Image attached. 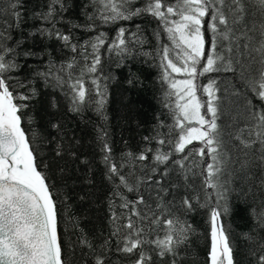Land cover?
Returning <instances> with one entry per match:
<instances>
[{
  "label": "snow or ice",
  "instance_id": "snow-or-ice-1",
  "mask_svg": "<svg viewBox=\"0 0 264 264\" xmlns=\"http://www.w3.org/2000/svg\"><path fill=\"white\" fill-rule=\"evenodd\" d=\"M72 2L0 0V264H186L196 231L186 218L201 211L210 228L206 264H241L224 225L237 213L247 223L245 264H264V0H78L75 17ZM138 18L155 24L154 54L140 51L147 40ZM137 56L159 57L171 123L162 113L119 156L101 130L102 196L93 200V161L75 148L55 96L43 134L25 118L36 123L29 111L42 83L70 99L68 112L91 104L103 116L112 65L123 69ZM126 79L143 83L131 72ZM38 140L49 146L45 157ZM54 179L82 186L84 220L96 204L105 210L98 233L70 220L71 253ZM77 249L78 261L66 259Z\"/></svg>",
  "mask_w": 264,
  "mask_h": 264
},
{
  "label": "trees",
  "instance_id": "trees-1",
  "mask_svg": "<svg viewBox=\"0 0 264 264\" xmlns=\"http://www.w3.org/2000/svg\"><path fill=\"white\" fill-rule=\"evenodd\" d=\"M43 2L44 0H29L27 7L32 8L35 5L43 4ZM79 11L78 0H73L72 17H75ZM72 17H69V19L71 20ZM137 22L146 28L145 39L147 43L140 51L152 52L154 54L156 41L152 36V30L155 24L149 20H140L139 18ZM28 23L31 24L32 20L29 19ZM128 26L131 27V25ZM111 27V25L106 26V28ZM30 30V28L24 29L26 32ZM109 34L111 35L112 33ZM27 43L31 44V39H28ZM105 59V71H107L108 58L105 57ZM159 64V57L152 59L151 57L141 58L140 56H137L134 63L130 61L128 67L123 69L118 70L113 64L112 70L116 78L108 82V98L103 116L91 104L80 114L68 112L70 99L60 89L41 84L43 95L40 97V103L36 104L29 111V115L35 117L36 123L29 125L26 117L24 126L26 128L32 127L37 132L44 133L48 120L47 101L53 98L54 95L58 101V108L55 111L60 113L65 120L66 130L78 141L74 145L75 148L83 159L93 161L92 171L95 172L97 185L96 196L93 197V200L102 196L101 130L107 132L105 139L113 146L116 156H119L121 151L126 150L125 142L129 149L135 150L141 137L150 133V130L156 126V117L161 116L162 113L163 116L161 118H165L166 122L171 123V120L168 118V111L163 107L165 88L160 83L162 69L159 67ZM31 66L36 67V64L32 63ZM129 72L138 76L143 83L137 87L130 86L126 79L129 76ZM220 79L223 80V83L220 85L221 88H231V81L229 79H224L223 77ZM200 81L202 83L207 82L204 78H200ZM29 135H31L30 132ZM37 147L40 149L39 155L41 157L49 154L47 143H41L38 140ZM51 183L56 184V187L53 189L54 195L64 200V203L61 205L60 228L67 245V251L71 253V241H74L76 238L71 234L73 229L70 226V220L81 218L80 222L85 231H96L98 233L106 229L105 210L102 204H96L87 213L88 220H84L82 213L86 205L80 202L76 195L77 193H81L82 186L72 185L70 182L69 186L65 187L63 183L56 179L52 180ZM84 190L87 191V189ZM186 219L196 230L190 235L184 252L186 264H206L207 252L210 248V228L206 222V214L201 211L199 214H192ZM224 225L232 235L233 247L238 250L237 259L241 261V264H245L243 242L240 238V233L247 230V223L243 218V214L237 213L233 216L225 217ZM66 259L78 261V249L75 256L68 255ZM116 264H119V261Z\"/></svg>",
  "mask_w": 264,
  "mask_h": 264
}]
</instances>
